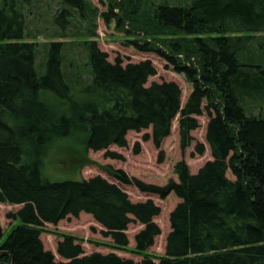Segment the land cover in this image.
I'll use <instances>...</instances> for the list:
<instances>
[{
	"label": "trees",
	"instance_id": "trees-1",
	"mask_svg": "<svg viewBox=\"0 0 264 264\" xmlns=\"http://www.w3.org/2000/svg\"><path fill=\"white\" fill-rule=\"evenodd\" d=\"M40 1L0 0V203L22 206L7 215L9 233L0 225V264H264V114L250 112L264 108V0H108L103 13L91 0H51L58 10L45 44L31 29L32 9ZM98 18L107 25L115 21L132 38L130 46L156 54L184 75L193 87L186 104L176 82L147 86L157 75L152 61L110 62L97 43ZM63 39L79 40L86 51L88 79L82 69L67 73L66 50L75 41ZM47 95L55 104L44 100ZM204 114L212 160L198 173L180 162L178 181L159 186L110 171L121 185L180 199L170 215L164 256L149 252L161 235L154 221L161 208L153 200L132 202L101 176L51 181L44 175L59 140L73 136L86 150L119 159L109 148L128 147L132 131L151 129L143 140L161 149L180 115L186 150ZM195 150L203 155L204 144ZM81 213L104 228L114 248L143 260L87 255L83 239L46 228ZM134 223L143 228L130 249L126 232ZM44 233L61 239L57 253L63 261L45 249Z\"/></svg>",
	"mask_w": 264,
	"mask_h": 264
},
{
	"label": "rangeland",
	"instance_id": "rangeland-1",
	"mask_svg": "<svg viewBox=\"0 0 264 264\" xmlns=\"http://www.w3.org/2000/svg\"><path fill=\"white\" fill-rule=\"evenodd\" d=\"M91 2L100 9L101 13L107 12L109 9L108 0H91ZM33 7V14L41 16L38 20H36L37 16H30L31 20L35 17V23L31 24V29L37 33V41L39 43H48L51 41L48 38V34L49 31H52V25L49 20L57 13L58 5L51 0H42L38 5L35 4ZM97 24L98 46L103 52L108 53L110 62H115L119 58L123 61L124 66H126L129 63H140L146 60L152 61L157 69V75L149 78L147 86H150L154 82H176L183 92L182 106L186 104L189 95L193 91V87L184 75L174 72L173 67L156 54L143 53L130 46L127 41L132 38L128 37L122 29L118 30L115 21L107 25L104 19L98 18ZM58 40L55 39V41ZM62 41H75V44L67 47L66 50L65 69L67 73L77 74L79 69H82L84 73L83 77L88 79L90 68L87 54L78 45L79 40L63 39ZM44 61L45 52L41 48L38 57V66L41 70H43ZM44 100L50 104H55L56 102L49 95L45 96ZM260 111L264 114V108L261 110L259 106H254L250 110L253 114H259ZM179 119L180 115L173 121L171 134L163 141L161 149H156L152 141L143 140L145 134H152L151 129L144 130L141 133L129 132L127 135L128 147L119 148L113 145L109 148L111 152L121 156L119 159L108 158L106 151L95 152L86 150L84 145H81L80 141L73 136L69 139L59 140L51 147L46 158L44 175L51 181H79L101 176L109 182L119 185L129 195L132 202L153 200L161 208L160 215L154 219L161 228V235L156 238L155 244L149 249V252L156 256H164L167 236L171 232L170 215L179 204L180 199L175 194L161 199L157 195L142 193L134 186L121 185L110 175V171L123 170L129 177H135L145 183L159 186L167 185L170 180L178 181V176L174 171L175 166L180 162H185L192 174L198 173L208 161L212 160L211 151L206 141V128L209 119L206 114L198 117L201 126L192 132L194 141L186 150H182L181 148ZM197 144H204L205 153L203 155L196 153ZM137 145L139 146L138 153L135 152ZM227 176L235 180L230 171ZM21 208V205L0 203V225L3 231L9 233L12 223L7 218V215L15 213ZM46 228L49 231L71 234L83 239V248L87 255L97 252L102 254L116 253L121 257L132 259L136 262L143 260L141 256L114 248L112 239L103 234L104 228L91 215L86 213H81L78 218L69 216L58 225L47 224ZM142 228L143 226L138 223L129 226L126 233L130 241V249L135 248V236ZM41 239L45 249L51 251L57 261H63L57 253V244L61 239L48 233L42 234ZM98 243L101 245H98Z\"/></svg>",
	"mask_w": 264,
	"mask_h": 264
}]
</instances>
